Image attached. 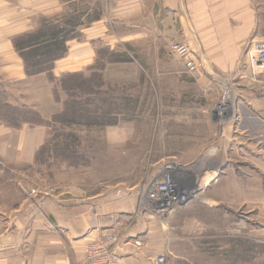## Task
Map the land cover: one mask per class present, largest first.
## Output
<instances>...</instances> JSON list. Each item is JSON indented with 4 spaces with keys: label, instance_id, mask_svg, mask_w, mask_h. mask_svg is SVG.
<instances>
[{
    "label": "rangeland",
    "instance_id": "1",
    "mask_svg": "<svg viewBox=\"0 0 264 264\" xmlns=\"http://www.w3.org/2000/svg\"><path fill=\"white\" fill-rule=\"evenodd\" d=\"M254 3L264 12V0ZM85 6L74 0L56 16L36 15L29 24L34 29L49 17L63 23L67 13L73 15L69 9ZM18 10L17 0H0V30L13 24L7 15ZM6 41L0 37L1 48ZM171 42L101 41L79 66L57 64L49 72L24 71L22 78L4 67L14 60L0 49V211L25 199L30 188L53 193L67 186L90 191L136 186L143 203L147 185L170 170L193 194L181 207L183 217L197 219L181 232L189 238L181 249L193 250L185 254L188 264H264L261 129L249 125L248 137L239 131L233 138L226 118L215 120L212 111L227 88L225 79L217 91L207 87L192 97L188 116L201 117L195 118L197 125L185 123L181 76L194 74L182 70L181 58L168 51ZM245 48L239 60L246 61ZM36 130L41 142L34 144L30 134ZM193 136L200 143L192 145L200 147L187 149Z\"/></svg>",
    "mask_w": 264,
    "mask_h": 264
},
{
    "label": "crops",
    "instance_id": "2",
    "mask_svg": "<svg viewBox=\"0 0 264 264\" xmlns=\"http://www.w3.org/2000/svg\"><path fill=\"white\" fill-rule=\"evenodd\" d=\"M73 1L17 0L20 10L7 15V21L13 24L0 30V37L7 38L2 48L7 50L0 49L14 60L10 66L4 64L8 71L14 68L11 75L25 76L12 38L31 30L34 25L29 23L34 16H56ZM77 1L85 2V8L69 9L73 15L67 13L66 18L77 20L79 37L66 41L67 52L54 67L85 63L101 41L108 42L105 45L127 37L131 44L142 40L182 41L199 66L193 76H181V118L188 119L185 123L197 125L195 118L201 117L188 116L192 97L201 96L207 87L216 90L225 79L231 88L226 130L234 132L233 138L239 131L248 137L252 125L261 129L258 133L263 135L259 134L260 139L264 138V70H252L246 61L239 60L249 41L264 40V12L254 0ZM112 24L128 35L123 37ZM35 133L39 131H33L30 139L40 143ZM186 141L192 142L187 149L200 147L192 145L200 143L196 136ZM135 187L129 191H90L67 186L41 199L25 197L10 207L4 205L0 211V264H82L89 245L108 232L118 237L111 247L117 255L115 264H156L159 255H164L168 264H188L185 254L193 250L181 249V243L189 239L181 232L197 219L183 217L181 207L168 219H160L147 198L139 201Z\"/></svg>",
    "mask_w": 264,
    "mask_h": 264
},
{
    "label": "built area",
    "instance_id": "3",
    "mask_svg": "<svg viewBox=\"0 0 264 264\" xmlns=\"http://www.w3.org/2000/svg\"><path fill=\"white\" fill-rule=\"evenodd\" d=\"M168 51L181 58L189 74H195L198 71L199 66L194 61L191 50L186 43L171 42L168 45ZM245 52L246 62L252 70H264V40L249 41L246 45ZM230 97L231 88L227 87L223 90L219 101L213 108L212 114L215 120L221 122L225 120L231 104ZM49 190L30 188L24 190V192L29 199H41L51 193ZM191 195H193L192 191L187 187H181L173 179L170 170L163 172L160 179L148 184L145 190V197L149 201L150 206L161 217L167 216L186 205L191 200ZM117 238V235L113 232L105 233L103 239L89 245L86 251V258L82 264H115L117 255L111 247L115 244ZM155 262L156 264H168L165 261L164 255L157 256Z\"/></svg>",
    "mask_w": 264,
    "mask_h": 264
},
{
    "label": "trees",
    "instance_id": "4",
    "mask_svg": "<svg viewBox=\"0 0 264 264\" xmlns=\"http://www.w3.org/2000/svg\"><path fill=\"white\" fill-rule=\"evenodd\" d=\"M53 19L57 18H44L38 27L12 38L13 47L23 60L26 74L49 72L54 62L66 54V41L79 37L76 32L78 22L75 18L63 23ZM77 75L80 73L73 74Z\"/></svg>",
    "mask_w": 264,
    "mask_h": 264
}]
</instances>
